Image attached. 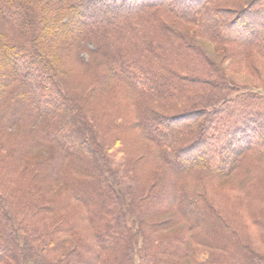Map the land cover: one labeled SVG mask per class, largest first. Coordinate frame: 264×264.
Here are the masks:
<instances>
[{
    "label": "trees",
    "instance_id": "obj_1",
    "mask_svg": "<svg viewBox=\"0 0 264 264\" xmlns=\"http://www.w3.org/2000/svg\"><path fill=\"white\" fill-rule=\"evenodd\" d=\"M167 1L150 6L195 23L193 10L211 38L264 55V0L242 22L226 9L239 0ZM86 2L46 0L24 42L13 34L26 16L0 14V264H134L138 239L142 264H264V93L198 61L164 20H150L163 41L149 45L172 44L177 58L139 61L137 10L100 17ZM82 49L92 58L78 61ZM59 53L87 66L84 78ZM177 220L182 232H159Z\"/></svg>",
    "mask_w": 264,
    "mask_h": 264
},
{
    "label": "rangeland",
    "instance_id": "obj_2",
    "mask_svg": "<svg viewBox=\"0 0 264 264\" xmlns=\"http://www.w3.org/2000/svg\"><path fill=\"white\" fill-rule=\"evenodd\" d=\"M45 1L46 0H11L10 2L9 1L7 2V0L6 1L0 0V14L3 18H8L9 16L13 15L14 17H16V19H19L18 17L19 13H23L28 19V21L31 22L29 24V27L25 28L26 30L20 31L19 34H13V36L16 37V39L20 40L21 42L29 40L30 37L33 39L32 30L35 29L37 25L35 26V24H33L34 18L32 13L36 10L41 11V8L44 6L41 4H45ZM72 1L73 0H66L67 6L70 5ZM86 1L87 2L85 4L86 5L88 4V8L84 10L86 14L94 13L95 16H100V17L107 16V18L109 17L113 18L116 17L118 11L125 13V12H131L137 10L136 13L137 15L133 17L134 21L137 22L135 24L139 25L134 30V35H137V37H135L137 39V44H136L137 47L134 49L136 51V54L138 55L139 61L140 58L142 57L156 58L162 55H164L170 61H175V59L177 58V57H173V53L176 50V48L172 44L170 45L166 43L165 45L153 44L152 47H150L149 45L152 41L159 43L160 41L161 42L163 41V31L158 27L156 21L154 22L150 20L151 19L164 20V22L167 23L166 27L172 30L173 31L172 33L182 35L184 39L189 42L190 46L192 45L191 48L196 54L198 61L202 60L203 62L209 61V63H214L216 66L221 68L228 75L229 79H231V82L234 85H236L239 90L247 89L252 93H257V94L264 93V55H262L261 52H257V50L251 47V45L250 47H246L243 45L239 46L236 43L225 44L224 42H221L218 39L211 38L209 36L210 32H208L209 30L208 22L206 20H201L200 16L192 12L193 10L190 11L189 9H187V12L189 15L195 18L197 17L199 21L195 23L190 22L188 18L171 15V12L169 14V11L165 9V6L163 7L156 5L150 6V4L159 3L160 0H134L135 3L132 2L131 0H86ZM174 1L175 0L172 1L168 0L167 3ZM196 1L199 2V0ZM255 1L257 0H239V2H233L232 4H229V6L226 9L230 7L228 10L230 11L232 9L230 11L232 13H229L228 17H230L231 19L237 18V20L242 22L244 18H242V16H239V14L243 13L242 11L243 9H245L246 11L249 10L250 8H256L257 5L254 3ZM190 6H195V4ZM195 8L197 9V6L193 7L192 9ZM198 9L201 8L198 7ZM169 15H171L172 18H170ZM78 16L82 18V15L80 16L78 14ZM36 20L38 21L37 18ZM140 20H146L147 24L145 23V21H140ZM0 29L1 30L5 29V26L1 23H0ZM65 32L69 33V29L65 30ZM14 37L12 39H15ZM250 38L251 37H249V39ZM166 39L169 40L170 43H173L172 41L173 37L172 38L167 37ZM167 46H171V48L174 49L173 52L171 51V49H168L169 47ZM87 47H88L87 49H91L92 48L91 43L87 44ZM145 48L151 51L150 52L151 54L150 53L148 54L147 50L144 51ZM85 49L79 51L81 54H79L78 61L83 59L85 62L86 60L92 58V56L88 54L85 51ZM166 49L169 50L170 52H168ZM59 54L62 57L61 59L65 57L64 54L62 53ZM23 59L24 60H21L23 61L21 72H24L26 67L28 68L29 62L27 61H30L31 57H27ZM76 59L73 54L68 55L64 59L65 66L67 65L69 67L75 79H82L84 78L83 76L84 72L88 69V67L83 66V64H79L78 61H76ZM246 59H248L247 62L245 61ZM142 65L143 64H141V66ZM200 66L202 65L200 64ZM111 83L113 87L111 88L110 91L115 92L114 93L115 95L119 92V90L123 89L124 87V84L120 81L117 82L113 81ZM108 95L109 98L112 97L111 94ZM100 99L104 101L106 100V97L103 96ZM158 111L161 112L162 110H158ZM155 112H156L155 114H159L157 111ZM167 114H169L170 116L173 115L174 114L173 110H171L170 112L168 111ZM16 131L17 130H15V133ZM39 152H40L39 153L40 156H42L43 152L41 151ZM35 156L37 157V155ZM56 192L58 195L61 196L66 194V192L63 189V186L59 184L57 185ZM174 214L175 213L170 210L169 212L156 216L154 218V221H158V219H164L166 221L167 219L172 220ZM184 226H186L185 222L177 220V224L176 222H173V224H171L170 227H167L165 229H160L159 232L161 234L178 233L181 230L183 231ZM78 230L81 229H77V231L74 234H72L71 237H68L69 240L74 241V238L82 234V232ZM254 230L255 228L253 227L252 229L249 230L250 231L249 234L252 238H253ZM84 233H86L87 235L89 233V230H85ZM137 241L138 242L136 249H134V251L137 252V254H134V264H142V261L140 260L138 254V250L142 248V242L140 239H138ZM18 243L19 245H22V236H19ZM63 250L64 247L62 248L57 247L54 256L60 257L63 253ZM28 263L32 264V262H28Z\"/></svg>",
    "mask_w": 264,
    "mask_h": 264
}]
</instances>
